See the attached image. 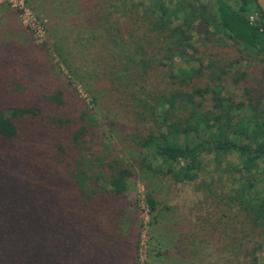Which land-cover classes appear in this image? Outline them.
I'll list each match as a JSON object with an SVG mask.
<instances>
[{
    "label": "trees",
    "instance_id": "1",
    "mask_svg": "<svg viewBox=\"0 0 264 264\" xmlns=\"http://www.w3.org/2000/svg\"><path fill=\"white\" fill-rule=\"evenodd\" d=\"M85 1L75 0L80 12L94 11L85 15L93 28L107 31L115 48L132 45L126 63L142 68L141 72L135 68L138 76L163 62L173 68L178 57L187 63L197 60L198 67H181L176 76L171 73L172 86L189 87L207 72L209 81L190 91L172 89L165 96H146L139 105L129 104L156 126L134 141L139 147L134 167L106 152L108 147L95 136L98 121L87 104H69L67 94L76 92L72 81L70 90L39 91L22 100L18 95L27 86L17 82L4 55L0 59L6 62L0 63V264H136L137 220L127 201L130 179L138 169L175 184L195 183L196 190L201 185L211 194L212 181L196 183L204 155L211 156L215 172L221 167L230 171L234 186L222 200L236 208L240 225L264 241L260 188L264 168L259 166L264 162V91L253 98L251 89L245 88L246 99L237 103L222 95L229 73L230 84L245 76L234 67L241 60L257 61L264 78V14L255 0ZM141 26V33H132V27ZM193 34L213 48L233 47L234 57L222 61L210 52L206 63L195 59L187 52ZM240 110L245 113L235 120L234 112ZM229 154L236 156L235 165L224 162ZM143 195L153 224L159 202L150 191ZM248 242L240 244L248 246ZM246 248L245 256L255 254L260 245L253 242ZM256 261L252 257V264Z\"/></svg>",
    "mask_w": 264,
    "mask_h": 264
},
{
    "label": "rangeland",
    "instance_id": "2",
    "mask_svg": "<svg viewBox=\"0 0 264 264\" xmlns=\"http://www.w3.org/2000/svg\"><path fill=\"white\" fill-rule=\"evenodd\" d=\"M132 1L144 3L146 0ZM200 1L211 4L214 0ZM226 1L233 3V0ZM90 6L92 3L88 2V8ZM86 9L80 12L75 0H0V59L7 55L17 82L27 86L18 95L22 100L39 91L66 87L70 90L68 84L72 81L76 92L70 90L71 95L67 94L69 104L78 105L79 101L87 104L98 121L95 136L108 147L106 152L110 150L135 167L139 147L134 141L145 137L156 126L139 117L135 107L129 104L139 105V99L146 96H165L172 89L190 91L208 82L209 73L193 80L189 87L172 86L171 73L176 76L181 67H198L197 60L187 63L177 57L173 68L163 62L138 76L135 68L139 72L142 68L126 63L132 45L127 43L115 48L107 31L93 28L95 25L86 21L85 15L92 16L94 12ZM132 29L134 34L143 31L142 26ZM190 45L187 52L204 63L210 52H215L222 61L233 58L235 53L231 46L213 48V45L201 44L194 34ZM234 67L245 72V76L240 73L236 84H230L229 73L223 85V97L237 103L246 99L245 88L251 89L253 98L263 93L262 66L257 61L241 60ZM91 98L95 101L90 102ZM244 111L234 112L235 120H241ZM202 159L203 172L198 174L196 183L212 181L208 186V190L213 191L211 194L201 185L196 190L195 183L175 184L145 171H135L136 176L129 181L127 201L132 204L137 220L133 227L137 232L133 237L137 241L136 264H252V257L257 259L256 264H264V241L240 225L236 208L222 200L223 194H228L234 186L230 171L221 167L215 172L211 156L204 155ZM224 162L235 165L236 156L229 154ZM259 166L264 168V162ZM260 188L264 190V179ZM145 191L152 192L159 202L153 224L149 222ZM247 240L248 246L240 244ZM253 242L259 244L260 249L245 256L244 247L249 250Z\"/></svg>",
    "mask_w": 264,
    "mask_h": 264
},
{
    "label": "water",
    "instance_id": "3",
    "mask_svg": "<svg viewBox=\"0 0 264 264\" xmlns=\"http://www.w3.org/2000/svg\"><path fill=\"white\" fill-rule=\"evenodd\" d=\"M257 6L261 10V12L264 14V0H255Z\"/></svg>",
    "mask_w": 264,
    "mask_h": 264
},
{
    "label": "built area",
    "instance_id": "4",
    "mask_svg": "<svg viewBox=\"0 0 264 264\" xmlns=\"http://www.w3.org/2000/svg\"><path fill=\"white\" fill-rule=\"evenodd\" d=\"M37 27V26H36Z\"/></svg>",
    "mask_w": 264,
    "mask_h": 264
}]
</instances>
